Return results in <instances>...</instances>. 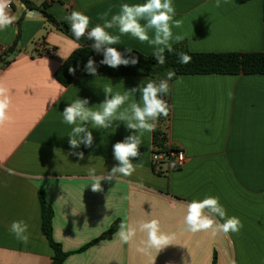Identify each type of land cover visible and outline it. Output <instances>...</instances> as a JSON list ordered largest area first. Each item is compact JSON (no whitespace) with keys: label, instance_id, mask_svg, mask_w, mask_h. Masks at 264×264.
<instances>
[{"label":"crops","instance_id":"crops-1","mask_svg":"<svg viewBox=\"0 0 264 264\" xmlns=\"http://www.w3.org/2000/svg\"><path fill=\"white\" fill-rule=\"evenodd\" d=\"M23 1V0H22ZM37 7L64 20L78 10L90 17V28L119 12L122 3L145 0H30ZM173 0L174 36L184 39L194 53H252L264 51V0L239 4L235 0ZM37 9V8H36ZM22 8H11L13 25L0 31V52L14 44ZM39 11V10H37ZM40 12V11H39ZM41 13V12H40ZM143 23V21H142ZM118 50L152 53L155 47L118 29ZM154 35L149 32L150 38ZM74 40L59 33L42 13L26 15L20 30L19 53L0 66V85L11 101L9 119L0 125V264H51L55 253L42 231L39 195L54 210L53 239L70 256L63 264H264V75H184L169 85V144L184 149L187 163L180 169L162 164L157 173L152 163L153 131L137 133L142 143L132 161L131 176L118 174L102 181L93 192L89 168L103 176L117 164L113 145L134 134L126 123L114 120L107 129L92 131L91 148L71 149L68 136L75 125L63 121V108L87 98L89 107L100 109L103 89L124 94L128 89L155 79L148 76H82L68 87L56 80V72L76 50ZM46 48L53 55H42ZM139 93L131 95L123 112ZM130 114V112L128 113ZM72 151H83L79 160ZM90 157V159H89ZM155 171V172H154ZM207 196L219 198L227 217H237L243 227L228 234L211 230L185 231L186 204ZM157 219L161 231L173 236L159 252L138 251L146 234L137 230L129 244L113 235L79 252L120 221ZM13 221L28 225L27 244L9 231ZM221 223L223 221H220ZM119 224V225H120Z\"/></svg>","mask_w":264,"mask_h":264},{"label":"clouds","instance_id":"clouds-1","mask_svg":"<svg viewBox=\"0 0 264 264\" xmlns=\"http://www.w3.org/2000/svg\"><path fill=\"white\" fill-rule=\"evenodd\" d=\"M15 0H0V31L7 29L16 21V16L11 13V5ZM216 6L220 3L217 0ZM175 7L173 0H145L144 3H122L119 12L113 14L108 19V12L102 14L101 19L104 23L90 26V17L81 11L73 10L66 19L70 22V31L75 37L73 49L80 47L76 41L86 37L92 41L91 48L103 58L99 61L100 65H106L113 69L120 66H135L139 59L130 55L131 50L127 49L129 55L118 51L113 45L120 43L119 35H112L108 29H118L121 35H130L140 42H147L155 47L153 53L154 59L160 65L165 63V51H173L171 41L181 42L184 37L180 34L174 36L173 27L180 28L181 20H174ZM143 21V23H142ZM154 35L150 38L149 32ZM179 62L187 64L191 57L186 53H179ZM97 63L89 57L84 69L88 74L96 75ZM71 74H75L76 68H69ZM175 72L169 70L166 79L159 82L149 80L146 83L128 89L124 94H112L111 87L103 89L105 99L100 103L99 110H93L89 107L87 98H78L71 104L63 108L62 115L64 123L75 125L68 136L69 147L73 150L79 149L81 145L85 148H91L94 142V136L88 125L91 124L94 129H107L112 126L114 120L124 121L129 130H134V134L125 137L123 141H118L113 145V156L117 164L111 168L106 175H96L95 168H89L88 176L91 181L90 186L93 192L102 191L101 182H111L116 180L119 175L131 176L135 171L132 163L139 156V147L142 143L141 135L143 132H151L155 129L156 121L163 116L167 117L170 107L165 99L169 92V83ZM139 93V102H133L123 112L119 110L129 100L131 95ZM8 90L0 85V125H3L8 119V110L10 107ZM130 112V114H128ZM141 135H137V133ZM69 155L77 157L79 160L85 158L83 151H72ZM90 159V157H89ZM220 221H223L222 223ZM185 231L196 233L211 230L212 235L217 233L228 234L230 232H239L243 227L242 222L237 217H227L226 210L220 204L219 198L207 196L202 200H192L186 204V215L184 216ZM137 230L146 234V238L141 241L142 247L138 248L140 252H146L152 249L159 252L162 248L170 244L172 235L161 231L160 222L157 219L138 221L136 226L122 222L119 230L115 234L123 244H129L136 236ZM9 231L15 238L27 244L29 236L27 235L28 225L23 221H13Z\"/></svg>","mask_w":264,"mask_h":264},{"label":"trees","instance_id":"trees-1","mask_svg":"<svg viewBox=\"0 0 264 264\" xmlns=\"http://www.w3.org/2000/svg\"><path fill=\"white\" fill-rule=\"evenodd\" d=\"M239 4H245L250 0H235ZM27 5L28 9L39 10L45 20L55 27L59 33L75 41V37L70 31V22L67 19L59 20L52 13L48 11L49 5L43 4L41 7H37L30 0H23ZM264 4V3H263ZM14 7V3H13ZM26 17V11L21 10L20 17L18 18L17 24V36L14 44L5 50L0 52V66L7 65L11 59L19 53V41H20V30L23 20ZM264 19V16H263ZM80 45L72 55L61 65L59 70L56 72V80L59 84L64 87H68L72 82L79 76H94L88 74L84 65L87 63L89 57H92L97 63V73L95 76H148L155 79L154 81L159 82L161 79L167 78L169 70L175 72V76L168 81L169 85L180 76L184 75H251V74H262L264 75V51L252 52V53H194L191 51L186 43L178 44L173 48V51L169 53L165 51V63L160 65L154 59L153 53H141L137 51H131L130 55L135 56L139 59V63L135 66H120L116 69L108 67L106 65H100L99 61L103 58L102 54L96 53L92 48V41L87 40L86 37L76 41ZM118 50V49H117ZM125 53L126 57L129 55L126 51L118 50ZM186 53L191 57V60L187 64H181L179 62V53ZM76 68L75 74L69 72V68ZM171 111L167 117L161 116L156 121L155 129L153 130V148L155 152L170 154L174 151L173 146L169 144L168 129L170 126ZM153 151V149H152ZM155 169V167H154ZM156 171V169H155ZM154 171V172H155ZM160 173L161 170H157ZM41 203V218H42V231L45 238L51 245L55 255L51 259V264H63V262L70 256V252H65L62 246L55 242L53 239V216L54 210L52 206L45 200L44 196L40 193L39 195ZM120 221L117 220L111 228L105 232L100 238L92 240L89 244L84 246L79 252L85 251L96 242H100L105 239H110L116 233L119 228ZM213 264H218L217 258H214Z\"/></svg>","mask_w":264,"mask_h":264},{"label":"built area","instance_id":"built-area-1","mask_svg":"<svg viewBox=\"0 0 264 264\" xmlns=\"http://www.w3.org/2000/svg\"><path fill=\"white\" fill-rule=\"evenodd\" d=\"M13 4L11 5V8ZM55 54L54 49L46 48L42 55H53ZM170 107V100H167ZM174 151L171 152L169 155L166 153H158L155 152L154 149L152 151V163L155 169L159 168L162 164H168L173 169H180L187 163V157L184 152V149L180 147H173Z\"/></svg>","mask_w":264,"mask_h":264},{"label":"water","instance_id":"water-1","mask_svg":"<svg viewBox=\"0 0 264 264\" xmlns=\"http://www.w3.org/2000/svg\"><path fill=\"white\" fill-rule=\"evenodd\" d=\"M14 4L17 6V8H22L24 11H26V15L28 17H37L41 15L37 9H28L27 5L22 0H15Z\"/></svg>","mask_w":264,"mask_h":264}]
</instances>
